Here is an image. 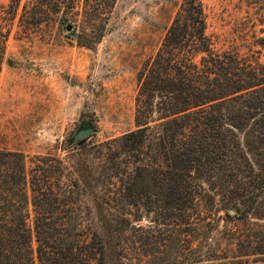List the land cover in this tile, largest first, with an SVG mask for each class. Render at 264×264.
<instances>
[{
  "label": "trees",
  "instance_id": "trees-1",
  "mask_svg": "<svg viewBox=\"0 0 264 264\" xmlns=\"http://www.w3.org/2000/svg\"><path fill=\"white\" fill-rule=\"evenodd\" d=\"M201 1L176 7L137 71L135 129L106 142L103 159L0 151V264H123L139 209L181 228L190 264H264V0H238L253 12L226 48L206 33ZM114 2L24 0L19 22L72 24L88 48ZM19 4L0 6V65ZM221 221L224 248L210 237Z\"/></svg>",
  "mask_w": 264,
  "mask_h": 264
},
{
  "label": "rangeland",
  "instance_id": "rangeland-1",
  "mask_svg": "<svg viewBox=\"0 0 264 264\" xmlns=\"http://www.w3.org/2000/svg\"><path fill=\"white\" fill-rule=\"evenodd\" d=\"M180 1L115 0L106 32L87 48L77 43L79 29L72 24L20 23L24 2L20 0L0 65V151L20 152L28 158L55 154L63 160L81 152L90 162L103 159L106 142L135 129L137 71L159 46ZM8 2L0 0V6ZM201 2L206 33L218 37L217 47L226 48L229 38L245 30L246 18L253 12L238 0ZM67 25L70 31L65 30ZM80 128H89L91 133L81 143H71ZM63 175L66 178V171ZM83 202L90 219L91 203L86 197ZM131 213V225L140 230L126 233L132 242L126 245L123 264L193 262L191 250L181 255L176 241L179 226H162L155 213L141 209ZM87 222L94 226L92 218ZM27 225L31 228V214ZM224 225L221 221L210 232L219 248L228 244ZM30 246L35 248L33 235ZM112 264L120 263L115 260Z\"/></svg>",
  "mask_w": 264,
  "mask_h": 264
},
{
  "label": "water",
  "instance_id": "water-1",
  "mask_svg": "<svg viewBox=\"0 0 264 264\" xmlns=\"http://www.w3.org/2000/svg\"><path fill=\"white\" fill-rule=\"evenodd\" d=\"M71 26L67 25L65 27L66 31H70ZM91 133V129L89 128H80L76 131V133L72 136L71 138V143H81L83 141L84 138H86L89 134ZM232 212L229 211V214H231Z\"/></svg>",
  "mask_w": 264,
  "mask_h": 264
}]
</instances>
